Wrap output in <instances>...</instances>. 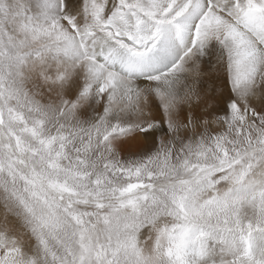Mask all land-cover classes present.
Listing matches in <instances>:
<instances>
[{"label":"snow or ice","instance_id":"snow-or-ice-1","mask_svg":"<svg viewBox=\"0 0 264 264\" xmlns=\"http://www.w3.org/2000/svg\"><path fill=\"white\" fill-rule=\"evenodd\" d=\"M0 264H264V0H0Z\"/></svg>","mask_w":264,"mask_h":264}]
</instances>
